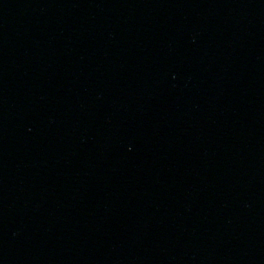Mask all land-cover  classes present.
<instances>
[{
  "label": "water",
  "instance_id": "95a60500",
  "mask_svg": "<svg viewBox=\"0 0 264 264\" xmlns=\"http://www.w3.org/2000/svg\"><path fill=\"white\" fill-rule=\"evenodd\" d=\"M0 264H264V0H0Z\"/></svg>",
  "mask_w": 264,
  "mask_h": 264
}]
</instances>
